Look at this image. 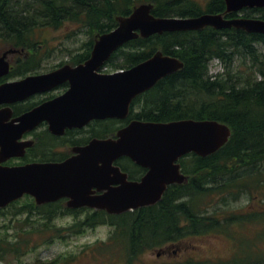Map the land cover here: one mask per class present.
<instances>
[{
  "label": "trees",
  "instance_id": "16d2710c",
  "mask_svg": "<svg viewBox=\"0 0 264 264\" xmlns=\"http://www.w3.org/2000/svg\"><path fill=\"white\" fill-rule=\"evenodd\" d=\"M145 3L154 5L153 14L158 18L197 17L204 12L197 0H0V20L6 26L5 31L0 30V37L18 42L31 41L35 30L59 27L67 21L85 24L92 36L104 34L117 27L116 17L129 16L136 6ZM12 11L21 12V15ZM205 11L223 13L226 18L238 16L237 13H226L225 0H208ZM245 16L264 20V8L248 10ZM258 44L264 45V35L237 29L217 31L206 28L199 32H172L148 39L139 38L120 49L110 62L120 69L132 68L159 50L184 62L183 69L161 80L143 96V110L132 114L133 118L162 123L182 119L219 121L232 130L229 143L208 157L195 154L184 157L182 166L189 180L183 185L171 186L154 206L118 216L98 212L99 223H79L67 228L44 225L31 229L30 219L24 226L9 223L5 226L6 236H1L0 232V262L33 252L37 248L35 235H45L53 227L56 231L52 233L63 236L64 231L75 233L82 228L107 223L114 228L107 246L122 247L132 261L148 250L178 244L187 238L224 232L233 241L239 238L234 227L264 225V210L229 212L221 219V213H227L229 209L219 207L220 203L229 205L232 201H239L246 194L252 196L254 191L262 193L264 187V54L259 52ZM235 55L242 63L252 61L254 75L242 81L240 73H231L229 79L224 78V74H210L213 59L221 60L224 65L231 64ZM204 200L209 206L215 200L218 207L209 212L201 205ZM23 206L26 207L24 213L34 214L36 211L46 216L49 222L56 214V210L43 212L29 203ZM11 229L16 231L13 237L9 235ZM260 238L258 243H252L250 254L260 250L261 261H251V264H264V231ZM234 257L231 260L189 257L163 264L244 263L243 259ZM60 262L58 258L38 264Z\"/></svg>",
  "mask_w": 264,
  "mask_h": 264
},
{
  "label": "water",
  "instance_id": "95a60500",
  "mask_svg": "<svg viewBox=\"0 0 264 264\" xmlns=\"http://www.w3.org/2000/svg\"><path fill=\"white\" fill-rule=\"evenodd\" d=\"M226 5L227 12H238L244 8H264V0H226ZM153 8L152 4H142L134 8L130 16L117 17V28L96 39L92 56L85 65L77 69L65 67L47 76L30 78L29 81L34 80V83L69 79L72 88L62 98L68 103L67 109H56L52 116L45 117L44 110L40 108L24 117L20 125L22 130L34 126L41 116L57 128L83 126L92 119L127 118L136 97L184 67L179 59L158 51L149 60L129 70L109 75L96 73L113 52L139 37L202 30L208 26L264 34L263 19H225L221 14H204L197 18H157L152 13ZM18 93H21V89ZM57 128L53 130L60 132L61 129ZM231 135L232 130L228 125L215 120L186 119L170 123L134 121L119 131L118 139L94 141L88 147L81 148L76 158L62 164L3 167L1 163L7 157L2 152L0 208L25 194L35 196L38 204L69 196L72 198L71 207L92 206L111 214H123L155 205L161 201L169 185L187 181V176L181 173V165L177 163L180 158L190 153L201 157L213 155L229 142ZM1 138L0 135V144H3ZM122 156H128L148 168L147 175L141 182L127 183L123 181L127 176L119 168H114L109 173L114 172L123 185L114 189L105 185L101 188L108 191L103 196L89 198L86 187L89 178L109 177L106 166L111 167ZM94 163H102L104 167H89Z\"/></svg>",
  "mask_w": 264,
  "mask_h": 264
},
{
  "label": "flooded vegetation",
  "instance_id": "af4514ba",
  "mask_svg": "<svg viewBox=\"0 0 264 264\" xmlns=\"http://www.w3.org/2000/svg\"><path fill=\"white\" fill-rule=\"evenodd\" d=\"M17 16L21 12L12 11ZM5 24L0 20V30L5 31ZM7 37H0V42L4 43L1 48L0 43V156L4 152L7 159L1 163L3 167H19L30 164H62L76 158L79 149L89 146L96 140L116 139L121 128L129 125L133 120L132 114L143 110V96L133 101L131 113L125 119L117 117L106 119H92L83 126L57 128L45 117L52 116L55 110L68 108V103L62 100L72 88L69 79L55 81H38L36 83H22L30 77L51 74L52 72L70 66L71 68L80 67L91 57L95 43H86L83 48H75L68 51L64 62L58 63L55 67H49V51L54 47L41 42L33 41H6ZM116 53L99 69L101 74H109L116 71V67L110 63ZM8 65V72L2 68ZM160 83V82H159ZM158 83V84H159ZM21 84L25 88L22 94L9 93L7 86ZM157 84V85H158ZM156 85V86H157ZM155 86V87H156ZM59 102L56 106L55 103ZM41 108V109H40ZM38 109L44 110L46 116H41L34 126L22 128L20 125L25 116L34 113ZM45 118V119H44ZM61 129L55 132L53 129ZM103 167V164H90L89 167ZM114 167H119L127 175V182H141L147 174L148 169L135 163L128 157H122L113 163ZM107 168H111L110 166ZM108 171L107 173H109ZM117 181V182H116ZM119 179L109 173V177L104 179L90 177L86 183L89 198H100L107 189L119 188ZM53 196V195H51ZM31 199L38 210H56V217H72L74 223L97 224L101 220L98 212L103 211L92 206L81 208H71L72 198L61 196L53 201L37 204V199L30 195H25L22 199ZM83 212L84 217H77L76 212ZM80 215V214H79ZM54 218V220L56 219ZM44 221H50L43 218Z\"/></svg>",
  "mask_w": 264,
  "mask_h": 264
},
{
  "label": "rangeland",
  "instance_id": "374dc122",
  "mask_svg": "<svg viewBox=\"0 0 264 264\" xmlns=\"http://www.w3.org/2000/svg\"><path fill=\"white\" fill-rule=\"evenodd\" d=\"M202 5L203 10L207 6L208 0H197ZM257 15V14H253ZM62 26L55 28H48L46 30H40L35 41L45 43L54 47L52 51H49L50 57L49 67H55L60 62H64L68 57V51H72L75 48H83L84 44L91 42L93 38L92 33L85 24L81 22L67 21ZM1 43V48H4L5 44ZM258 50L264 54V45L258 44ZM227 65V66H226ZM251 60L242 63L238 56H234V60L231 64L226 63L223 66L216 62L210 63V73L221 72L224 74V78L229 79V75L241 74V79L248 78L249 75H254L255 69L252 67ZM226 66V67H225ZM230 71V73H226ZM237 80V78H234ZM242 85V83H239ZM255 186V184L253 185ZM252 186V187H253ZM251 195H244L239 201H232L229 205L220 203L219 207L228 208L229 211L221 213V219L227 217L229 212L231 213H251L264 210V187H262V193L254 191ZM205 200L201 203L203 208L209 209L212 212L218 207L215 203L209 206ZM28 202H21L18 206L9 207L6 211L0 213V232L1 236L5 237L7 228L5 225L9 220H12L11 225H25L27 219H30L32 223L31 229L34 227H43L44 225L56 226L57 228H67L74 225L75 221L72 217L58 216L52 222L44 221L37 218L33 214L24 213ZM22 212V214H19ZM28 217V218H27ZM77 217H84L83 214ZM20 220V221H19ZM25 220V221H23ZM250 227H234L233 231L236 240L230 239L224 232H215L203 235L197 238H187L185 241L178 244L166 245L162 248L148 250L142 255L130 261L127 257L125 250L116 246L110 248V237L114 232V228L109 224H101L95 228H82L75 233H69L64 231L63 236L58 233H52L56 231V227H53L47 234H36L34 240L37 242V248L28 253L25 256L15 257L11 256L0 264H38L39 262L48 263L55 259L60 258V264H163L164 262H170L172 260L184 261L189 257L195 259H222L231 260L233 256L238 260L243 259V264H251V261H261V251L255 250L252 252V243H258L263 236V224H251ZM11 237L15 236L16 231L14 229L9 230ZM105 247V248H104ZM104 248V249H103ZM96 249H99L96 251ZM111 249V250H110ZM102 250V251H101ZM110 250V251H109ZM103 251H108L104 254ZM233 259V258H232ZM43 264V263H42Z\"/></svg>",
  "mask_w": 264,
  "mask_h": 264
},
{
  "label": "bare ground",
  "instance_id": "6f19581e",
  "mask_svg": "<svg viewBox=\"0 0 264 264\" xmlns=\"http://www.w3.org/2000/svg\"><path fill=\"white\" fill-rule=\"evenodd\" d=\"M97 14V13H96ZM63 22V21H62ZM61 25V24H60ZM62 26V25H61ZM151 54V53H150ZM153 56V55H152Z\"/></svg>",
  "mask_w": 264,
  "mask_h": 264
}]
</instances>
